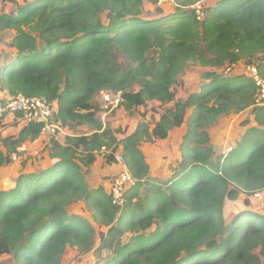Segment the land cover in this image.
Wrapping results in <instances>:
<instances>
[{
    "label": "trees",
    "instance_id": "1",
    "mask_svg": "<svg viewBox=\"0 0 264 264\" xmlns=\"http://www.w3.org/2000/svg\"><path fill=\"white\" fill-rule=\"evenodd\" d=\"M149 1L159 2L32 0L0 14V36L16 30V54L0 69V104L19 94L43 97L56 108L52 122L74 132L64 143L51 138L50 167L0 186V264H63L69 247L93 252L98 259L89 264H264V210L226 213L241 194L246 203L264 194V104L250 76L219 73L254 64L264 77V0H217L200 12L202 0H174V10L157 7L158 15L146 16ZM192 64L205 80L177 98ZM102 90L122 91L119 107L131 113L158 102L160 120L120 138L99 118L94 98ZM249 109L256 124L218 153L210 128ZM3 117L0 172L44 127L30 122L4 136ZM84 125L90 133H80ZM184 125L172 178L152 175L141 142ZM103 146L109 163L122 146L135 179L122 206L87 180ZM80 202L92 218L73 211Z\"/></svg>",
    "mask_w": 264,
    "mask_h": 264
},
{
    "label": "rangeland",
    "instance_id": "2",
    "mask_svg": "<svg viewBox=\"0 0 264 264\" xmlns=\"http://www.w3.org/2000/svg\"><path fill=\"white\" fill-rule=\"evenodd\" d=\"M25 1L28 2L27 0H0V12H10L11 10L17 11L21 5H24V3H26ZM216 1L217 0H202L197 3L196 8L198 9V12L199 10L203 11L205 5L209 6ZM157 7H161L165 11H170L176 8V3L174 2V0H159L158 3L149 1L145 6L144 15H158L159 11L157 10ZM200 8H202V10ZM9 36L6 39H4V36H1V39L8 41V39H10ZM4 47L8 48L9 43H6ZM202 71V67L196 64H192L186 68L185 72L181 76V83L179 84L177 98L187 99L191 91L196 88L198 89L201 86V84L205 80L202 76ZM219 73L223 75H232L238 73L245 74V67L238 64L237 67L233 68L228 74H226L223 69H219ZM94 103L100 105L101 107L103 106L100 93L95 97ZM163 110L164 109L161 106H157V104L150 102L147 106H142L132 113L126 111L124 107H119L108 116L104 117L103 114H100L99 118H101L104 124L113 128L120 137H124L127 133L132 132L134 127L141 122H150L154 125L155 122L160 120V115ZM253 121L254 114L250 109L241 113H231L221 116L216 124H214L210 128L211 143L214 145L217 152L221 153L232 149V147H234L236 142L246 131V129L250 125H253ZM12 126L13 125L11 124H7V127L5 128L9 130L7 134L12 132ZM186 128L187 127L185 126L182 127V129L177 128L173 130L165 139H144L141 142V146L147 154L148 162L152 164L154 172L158 173L165 180L171 179L173 176V166L176 165L177 159L181 154L179 137L183 131H186ZM80 133H90V128L85 125L81 126ZM42 154L43 153L41 151L36 156H29V158L26 160V163L29 160L35 158L32 161L31 165L36 166V163L40 164V158L42 157ZM23 165H25L23 167L25 168V161L23 162ZM90 169L92 170V167ZM87 170H85V172ZM94 181L93 185H99L97 184L96 179ZM102 187L103 186H101V188ZM104 188L106 187L104 186L103 189ZM247 197L248 196L241 194V196L237 200L228 201L226 206L227 216L241 212L245 209H254L256 211L264 210V194H258L254 197H251L250 203H246ZM72 208L75 211H78L79 213L85 215L87 218H91V213L85 203H76L72 206ZM99 240L100 235L98 237V241ZM5 258H8V256ZM97 259V256H95L93 252L87 255H82L79 253L76 247H69L63 257V264H89L92 262H96Z\"/></svg>",
    "mask_w": 264,
    "mask_h": 264
},
{
    "label": "built area",
    "instance_id": "3",
    "mask_svg": "<svg viewBox=\"0 0 264 264\" xmlns=\"http://www.w3.org/2000/svg\"><path fill=\"white\" fill-rule=\"evenodd\" d=\"M234 67V65H227L223 68V71L228 74ZM245 74L250 76L258 87L257 102L264 104V77L261 76L259 68L254 64L246 65ZM100 94L103 102L102 107L104 117L110 115L115 109L122 105L123 102H125L122 91L102 90ZM55 109L53 103H50L43 97L28 98L23 94H19L6 103L0 104V118L10 113H21L22 120L26 124L30 122L44 123L41 135L58 137L60 133H63L64 128L60 124L54 123L51 120ZM96 153V155L100 156L104 161H107L110 150L107 146H103ZM114 162L122 165L123 168L114 176L110 193L113 202L117 206H122L125 202V193L128 188L135 184V179L127 167L120 150L115 153Z\"/></svg>",
    "mask_w": 264,
    "mask_h": 264
},
{
    "label": "crops",
    "instance_id": "4",
    "mask_svg": "<svg viewBox=\"0 0 264 264\" xmlns=\"http://www.w3.org/2000/svg\"><path fill=\"white\" fill-rule=\"evenodd\" d=\"M27 1H29V0H27ZM30 1H32V0H30ZM24 4H26V3H24ZM12 11H15V10H11L10 12H12ZM2 13H8V12H0V14H2ZM15 34H16V30L15 29H8L1 35L2 37L3 36L5 37L4 39H6L10 35L9 36L10 39H8V41L2 40L1 39L2 37L0 36V69H1V66L4 63H6L12 56H14L16 54V49L13 46V39H14ZM6 43H9V47L8 48L4 47V45ZM6 52H8V53H6ZM239 65L243 66V64H239ZM239 74H242V73H238V74H235V75H239ZM3 97H4V93L0 92V99L3 98ZM94 100H95V98H94ZM153 103L157 104V106H160V104L158 102H153ZM162 113H163V111H162ZM101 114H104L103 110H102ZM3 118H4L3 119V125H4L3 126V134H4V136L17 135L21 131V129L24 127V125L26 124V123L23 122L21 115L19 116L17 114L10 113V114H7L6 116H4ZM7 124L13 125L11 127L12 132L9 133V134H7V132L9 130L5 129L7 127ZM252 124H255V122L253 121ZM137 126L138 125H136L134 127L132 132H134L136 130ZM152 126L154 127L153 124H152ZM182 127H185V125L182 126ZM182 127H179V128L182 129ZM175 129H177V128H175ZM172 131H170V132H172ZM132 132H130V133H132ZM183 132L185 133V131H183ZM183 132L181 133V135L179 137L180 143H181L182 137L184 135ZM73 133H74L73 130L65 129L63 131V133H60L58 135V137H56V138L60 142L64 143L66 137L68 135H72ZM130 133H127V134H130ZM51 138L52 137L41 135L35 141H30V140L26 141L24 143V145L22 146V148H21L23 153H21L19 156H16L14 161L11 164H9L8 166H6L5 168H3L1 170V172H0V176H1L0 186L2 188H12V187L15 186L16 180L19 177V175L21 174V172L40 171L42 169H46V168L50 167L53 164V159L51 158L50 151H49V149L47 147H48V145H49V143L51 141ZM121 149H122V146L120 147L119 150H121ZM41 151H42L43 154L41 155L42 157L40 158V164L36 163V166H32L31 165L32 161L35 158L29 160L26 163V160L29 158V156H32V155L36 156ZM24 161H25V164H26L25 168H23L25 166V165H23ZM150 165H151V173H152V175L159 176L160 178L164 179L158 173H155L154 169L152 168V164H150ZM91 167H92V170L90 169ZM91 167L89 168L90 170L86 171L87 180H88L90 186L92 188H101V186H103V187L105 186L106 188H104V189L107 191V193H110L111 186H112V184H111L112 179L119 171L122 170L123 166L120 165V164H117L115 162L109 163L107 161H104L100 156L97 155V159H96L95 163ZM95 179H96L97 184H99V185H93V181ZM91 180H92V182H91ZM102 182H103V185H102ZM73 211L74 212H78V211H75L74 209H73Z\"/></svg>",
    "mask_w": 264,
    "mask_h": 264
}]
</instances>
